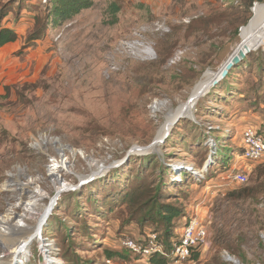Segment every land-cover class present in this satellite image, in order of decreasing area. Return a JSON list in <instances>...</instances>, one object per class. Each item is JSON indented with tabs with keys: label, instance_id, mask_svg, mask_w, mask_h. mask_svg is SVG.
Segmentation results:
<instances>
[{
	"label": "rangeland",
	"instance_id": "1",
	"mask_svg": "<svg viewBox=\"0 0 264 264\" xmlns=\"http://www.w3.org/2000/svg\"><path fill=\"white\" fill-rule=\"evenodd\" d=\"M43 1L1 0L21 39L0 63V217L34 201L26 222L60 264H150L125 256L120 240L161 236L141 218L160 185L162 203L184 216L173 222L171 242L185 220L197 218L207 231L196 259L169 256L168 264H230L226 255L264 264V158L241 159L243 130L264 131V33L250 42L258 49L198 99L193 118L181 119L151 155L131 152L163 137L176 111L190 107L195 86L229 59L264 0H94L27 41ZM58 148L69 149L64 158ZM237 170L246 184L227 180ZM94 174L101 175L71 189ZM15 239L0 243V256ZM107 252L116 256L107 261ZM30 253L26 264H46L39 244Z\"/></svg>",
	"mask_w": 264,
	"mask_h": 264
},
{
	"label": "bare ground",
	"instance_id": "2",
	"mask_svg": "<svg viewBox=\"0 0 264 264\" xmlns=\"http://www.w3.org/2000/svg\"><path fill=\"white\" fill-rule=\"evenodd\" d=\"M253 10V17L249 21V23L243 28L242 36L243 39L239 44V48L236 50H242L245 45H249L252 40L258 38L262 33H264V4H256ZM241 32V31H240ZM148 52V51H146ZM217 76L215 72H208L206 78L199 82L192 91L191 98H190V107L189 104H186L184 107H180L173 117L170 119L169 127L171 123L182 113L185 112V118H190L191 108L196 104L194 97L202 92L203 89L208 87L211 84L212 80ZM204 91V90H203ZM207 92V91H205ZM202 97V96H200ZM169 127H166L163 131V134H168L170 131ZM169 129V131H168ZM164 135V136H165ZM66 146H61V148ZM68 149V148H66ZM69 150V149H68ZM62 151V149L58 150ZM59 152V153H60ZM62 155V153H60ZM63 156V155H62ZM61 157V156H60ZM61 166H66V163L60 164ZM182 164H179V166ZM209 165L208 163L205 164L204 169ZM56 167V166H55ZM191 174H194L196 177L202 175L198 173L195 169L187 168ZM178 170L176 171V173ZM54 180L56 181L55 184L58 186V189H63L65 184L59 180L58 176H54ZM18 184V183H17ZM15 185V184H14ZM9 186V185H8ZM24 184H21L20 187H24ZM23 190V189H22ZM36 198H41V193L36 190L32 193ZM19 197V196H18ZM35 206L34 201H28L23 204V213L20 215H14L13 213H8L5 217H0V243L4 242L5 239H8L10 236L14 234H19V239L16 240L14 243L9 245L7 248H11L8 251L6 248L4 249L5 252L2 256H0V260L3 258H9V261L0 262V264H26L30 261V250L34 244H39L41 248V252L43 257L45 258L46 264H60L55 258L51 257L50 255V244H47L45 240H43L40 230L35 225H30L26 221L29 219L34 218L35 211L33 207ZM25 207V208H24ZM10 210V209H9ZM17 214V213H16ZM38 215V214H36ZM8 217V218H7ZM36 218V217H35ZM13 220V221H10ZM27 225V226H25ZM27 228V229H23ZM18 236V235H17ZM4 248V247H3ZM40 251V250H39ZM44 260V259H43ZM225 261L230 264H236V260L233 258H229L227 255L225 256Z\"/></svg>",
	"mask_w": 264,
	"mask_h": 264
},
{
	"label": "trees",
	"instance_id": "3",
	"mask_svg": "<svg viewBox=\"0 0 264 264\" xmlns=\"http://www.w3.org/2000/svg\"><path fill=\"white\" fill-rule=\"evenodd\" d=\"M44 10H40L39 13L34 18V29L27 39V41H32L42 37L49 26L58 25L63 21H67L78 15L84 10L90 9L94 0H46ZM114 12L117 11L115 6H112ZM7 4H1L0 0V49L8 44L13 43L18 39V35L14 29L3 27L2 22L8 16ZM236 67V66H235ZM231 72V71H230ZM229 74L227 75V77ZM151 155V154H149ZM147 155V156H149ZM210 161V158H209ZM214 162V159L211 160ZM210 163V162H209ZM183 165V164H182ZM182 166H177V170ZM187 169V168H185ZM188 171V169H187ZM174 173L176 171L173 170ZM179 173V172H177ZM161 197V186L156 185L152 189V194L143 203L141 218L145 220H150L155 223V227L161 232L160 238L163 240L164 255L154 254L147 259L150 264H168V257L171 254V244L170 238L173 234V222L176 219H183V211L174 207L170 204H163ZM156 233V231H153ZM157 234V233H156ZM125 256L130 254L128 251H124ZM116 256L115 252H107V261L111 260ZM198 253L192 252L190 259H196ZM140 260L139 256H136ZM79 264V262H76Z\"/></svg>",
	"mask_w": 264,
	"mask_h": 264
},
{
	"label": "built area",
	"instance_id": "4",
	"mask_svg": "<svg viewBox=\"0 0 264 264\" xmlns=\"http://www.w3.org/2000/svg\"><path fill=\"white\" fill-rule=\"evenodd\" d=\"M44 0L43 2H45ZM60 150V148H58ZM63 149L60 153L64 156ZM264 158V131H258L252 127H247L241 135V159L246 162H258ZM199 177H203L199 175ZM227 180L232 183L244 185L247 183V173L242 170L231 172ZM54 198V197H53ZM52 203V202H51ZM55 204V202H54ZM49 212V211H48ZM181 234L177 242L171 244V254L177 263H182L190 259L192 252L206 246L207 231L197 218L185 220ZM48 244V243H47ZM121 247L134 257L139 256L143 261L154 254L164 255L163 244L159 241L156 233L147 235L143 242L126 237L120 240ZM51 255V254H50Z\"/></svg>",
	"mask_w": 264,
	"mask_h": 264
},
{
	"label": "water",
	"instance_id": "5",
	"mask_svg": "<svg viewBox=\"0 0 264 264\" xmlns=\"http://www.w3.org/2000/svg\"><path fill=\"white\" fill-rule=\"evenodd\" d=\"M240 44V43H239ZM259 47V44L257 42H252L248 47H246L245 49L241 50H235L232 55L229 57V59L224 63V65L220 68V70L217 72V76H215V78L212 80L211 84L208 85V87H206L205 89L202 90V92L198 93L195 97L194 100H198L200 98V96L205 95L206 93L209 92V90L215 86H217L222 80H224L227 75L230 73V71L235 67L238 66L252 51L257 50ZM237 48H239V45L237 46ZM236 48V49H237ZM207 91V92H205ZM197 102V101H196ZM185 117V112H182L170 125V131L168 132V134H166L165 136L155 139L151 144H149L148 146L145 147H135L131 152L132 153H136L138 155H142V156H147L149 155L151 152L156 151L157 147L161 144H163L165 142V140L168 138V135L170 134L172 128L181 120ZM190 118H193V114L192 112H190ZM130 152V153H131ZM130 155V154H129ZM129 155H127V157L125 158V160H127V158L129 157ZM101 174H94L92 175L90 178H88L85 182H80L79 185L71 188L72 190H76L80 187H82L84 184L92 182L93 180H95L96 178H98ZM58 195L56 194L54 196V202H56ZM52 201V203H54ZM46 219L44 220L43 224H45ZM229 257V256H228ZM230 258V257H229Z\"/></svg>",
	"mask_w": 264,
	"mask_h": 264
},
{
	"label": "crops",
	"instance_id": "6",
	"mask_svg": "<svg viewBox=\"0 0 264 264\" xmlns=\"http://www.w3.org/2000/svg\"><path fill=\"white\" fill-rule=\"evenodd\" d=\"M6 19H9V17L7 16L3 20L2 26L3 27H7V28L14 29L15 32L17 33V35H18V39L15 42H13V43H8V44L4 45L0 49V63L1 64H3L2 62L3 61L5 62V60L10 57V55L16 50V48L17 49L19 48L20 43L18 42V40L21 39V30L14 25L15 24L14 22L9 23L8 20H6Z\"/></svg>",
	"mask_w": 264,
	"mask_h": 264
}]
</instances>
